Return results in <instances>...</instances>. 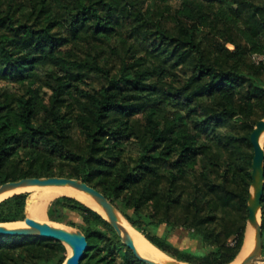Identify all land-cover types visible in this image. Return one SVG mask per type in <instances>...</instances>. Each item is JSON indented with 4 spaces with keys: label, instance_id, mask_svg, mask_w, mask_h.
I'll return each mask as SVG.
<instances>
[{
    "label": "trees",
    "instance_id": "trees-1",
    "mask_svg": "<svg viewBox=\"0 0 264 264\" xmlns=\"http://www.w3.org/2000/svg\"><path fill=\"white\" fill-rule=\"evenodd\" d=\"M253 54H264L263 0H0V184L79 179L165 255L231 264L248 216L249 136L264 118ZM29 198L0 201V223L39 219ZM260 212L264 256V185ZM46 216L86 236L80 264H145L73 197L52 199ZM177 230L195 247L175 245ZM67 254L56 239L0 235V264Z\"/></svg>",
    "mask_w": 264,
    "mask_h": 264
},
{
    "label": "water",
    "instance_id": "water-1",
    "mask_svg": "<svg viewBox=\"0 0 264 264\" xmlns=\"http://www.w3.org/2000/svg\"><path fill=\"white\" fill-rule=\"evenodd\" d=\"M261 136H263L262 143H260ZM249 140L253 147V158L251 162V167H252L251 191L247 205L248 216L243 233V242L234 260L238 257H241L240 258L241 261L239 264H263L264 256L262 251L260 209H261V198H262L263 185H264V148H263L264 118L260 119L254 125L250 133ZM54 185L71 186L76 190H79L89 195L96 202V204L103 210L107 218H104L100 213H98L88 205L86 204L85 205L91 208L92 210H94L95 212H97L102 218H104L110 224V226L115 230L121 242L132 251V253L137 259H139L143 263L184 264L181 261L169 257L168 255H167L168 259L162 262H155L140 256L136 250L132 238L129 236V234L120 224L118 217V214L121 215L120 212L114 207L111 201L107 199L102 192L98 191L94 187L88 185L87 183L79 179L69 178V177H57V176L41 177V178L25 177L18 180L7 181L0 184V193L6 192L8 190H15L26 187H40V186H54ZM21 192H26V191H20L13 194H17ZM23 222L28 224L29 226L7 228L2 225L3 223H0V235L38 236V237L56 239L59 240L61 243H63L66 249H67V245H71L72 252L70 254H67V257L63 264H80V261L84 258L85 253L88 249V242L86 236L79 229H75V230L64 229L50 224L49 221L48 222L38 221L35 220L34 218H27Z\"/></svg>",
    "mask_w": 264,
    "mask_h": 264
},
{
    "label": "bare ground",
    "instance_id": "bare-ground-1",
    "mask_svg": "<svg viewBox=\"0 0 264 264\" xmlns=\"http://www.w3.org/2000/svg\"><path fill=\"white\" fill-rule=\"evenodd\" d=\"M263 136L260 137V143H262ZM38 188L41 191H36V200L34 201L36 214L39 217L38 221H46V207L53 198L60 196V195H68L72 196L80 201H82L84 204L88 205L98 213H100L104 218H107L103 210L96 204V202L87 194L84 192H81L79 190H76L75 188L67 185H54V186H40V187H26V188H20L15 190H8L6 192L0 193V201H2L4 198L10 196L13 193L20 192V191H28L29 189ZM36 190V189H35ZM30 204V203H29ZM120 224L125 229V231L129 234V236L132 238L134 245L136 247V250L138 254L144 258L150 259L155 262H162L164 260H167L168 257L164 253H162L160 250L155 248L150 242H148L144 236H142L138 231H136L134 228L130 226V224L121 216L118 214ZM45 219V220H40ZM48 222V221H47ZM52 225L61 227L66 229L65 227L55 224L52 222H49ZM4 227L7 228H15V227H27L28 224L24 222H12V223H3ZM68 254L72 252L71 245H67ZM241 257L236 258L231 264H239Z\"/></svg>",
    "mask_w": 264,
    "mask_h": 264
},
{
    "label": "rangeland",
    "instance_id": "rangeland-1",
    "mask_svg": "<svg viewBox=\"0 0 264 264\" xmlns=\"http://www.w3.org/2000/svg\"><path fill=\"white\" fill-rule=\"evenodd\" d=\"M36 189V190H35ZM42 189H38V188H34V189H29L28 191H26V192H30V198H29V203H30V201H31V197H32V194L34 193V195H35V192L36 191H41ZM54 199V198H53ZM35 200H36V198H35ZM36 201H39V200H36ZM50 202V201H49ZM30 205V204H29ZM36 208V207H35ZM45 215H46V213H45ZM46 217V216H45ZM73 217H74V219L76 220L77 218H76V216L75 215H73ZM46 219V221H49V222H52V221H50L49 219H48V217H46L45 218ZM45 219H41L40 218V220H45ZM52 223H55V224H59V225H61V226H63V227H65L66 229H70V230H75L76 228L75 227H70V226H67V225H64V224H61V223H56V222H52ZM163 231V229L162 228H160L159 229V232H162ZM169 239L175 244V245H178L179 247H195V245H196V243L194 242V241H192V240H190L189 238H188V236H187V234L184 232V231H182V230H177V231H175V232H173L172 234H170V236H169Z\"/></svg>",
    "mask_w": 264,
    "mask_h": 264
},
{
    "label": "built area",
    "instance_id": "built-area-1",
    "mask_svg": "<svg viewBox=\"0 0 264 264\" xmlns=\"http://www.w3.org/2000/svg\"><path fill=\"white\" fill-rule=\"evenodd\" d=\"M252 58L254 59L255 62H263L264 63V54H253Z\"/></svg>",
    "mask_w": 264,
    "mask_h": 264
},
{
    "label": "crops",
    "instance_id": "crops-1",
    "mask_svg": "<svg viewBox=\"0 0 264 264\" xmlns=\"http://www.w3.org/2000/svg\"><path fill=\"white\" fill-rule=\"evenodd\" d=\"M33 217V216H32ZM47 217V216H46Z\"/></svg>",
    "mask_w": 264,
    "mask_h": 264
}]
</instances>
